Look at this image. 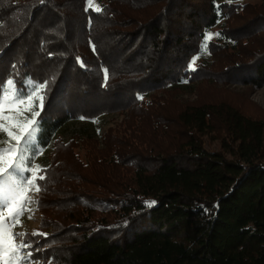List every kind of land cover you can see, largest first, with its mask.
Listing matches in <instances>:
<instances>
[{"label": "trees", "instance_id": "obj_1", "mask_svg": "<svg viewBox=\"0 0 264 264\" xmlns=\"http://www.w3.org/2000/svg\"><path fill=\"white\" fill-rule=\"evenodd\" d=\"M188 84L264 87V0H0V101L34 96L31 148H55L39 264H264V120L176 101ZM123 111L99 139L58 136Z\"/></svg>", "mask_w": 264, "mask_h": 264}, {"label": "rangeland", "instance_id": "obj_2", "mask_svg": "<svg viewBox=\"0 0 264 264\" xmlns=\"http://www.w3.org/2000/svg\"><path fill=\"white\" fill-rule=\"evenodd\" d=\"M97 0H88V3L95 7ZM216 31L211 30L208 34L207 39L211 36H215ZM198 58V57H197ZM197 60V59H196ZM184 88V91L176 94L175 100L179 102H196L202 101L206 99H226L230 102L240 106L244 112L251 115L254 118H259L264 120V87L262 88H246L243 85H227V86H213L212 89L209 90H196L195 87L189 86ZM5 96L0 101V148L4 147L6 144L12 139L8 135V131L6 128H11L13 133L18 132V128L12 125V122L4 119V117H13L15 121L18 123H24L23 118L26 117L27 114H34L31 106L27 103L30 99L32 101V97H26L23 99L25 101L24 104H19V101H15L13 97L18 96V92L12 86H8L5 89ZM39 94V92H38ZM33 104V102L31 103ZM13 105H19V107H13ZM128 118L127 111L123 112H114L110 115H104L99 117L95 121L81 120L71 118L69 122L59 131L58 136H60L64 140H69L74 134L79 133H87L89 135H93L96 138H101L104 133L109 128L116 127L117 124L124 122ZM13 140L12 146L15 145V140ZM11 144V142H10ZM204 144H206L209 149L220 148V142L215 138L214 133H207L204 135ZM55 153L54 143L49 145L46 149H36L31 148L27 153V159H30V166L25 161V166L31 167L35 169L36 179L33 181L31 185H25V191L21 198V203L25 204L24 210L17 217L15 224L11 225L10 232L16 237L14 240V244L19 246L22 243L29 245L28 247H24L19 252V258L13 257L11 254L4 255L2 251H0V264H39L37 257L33 255V249L30 245L33 244L31 237H37L40 235H44L51 232V228L49 231L42 230V212L40 210L39 203V191L38 189V176L40 175V170L43 167L48 166L51 162V158ZM7 175V174H6ZM24 178L31 179V173L27 172L23 174ZM20 178V177H17ZM3 179V178H0ZM5 198L0 195V211L5 216L7 220V207L4 206ZM19 210V205L17 207ZM10 221L5 224V228H8ZM33 233H36L33 235ZM16 234H23L22 236ZM31 254V255H29Z\"/></svg>", "mask_w": 264, "mask_h": 264}, {"label": "snow or ice", "instance_id": "obj_3", "mask_svg": "<svg viewBox=\"0 0 264 264\" xmlns=\"http://www.w3.org/2000/svg\"><path fill=\"white\" fill-rule=\"evenodd\" d=\"M219 35V34H216ZM195 61L192 63V70L194 69ZM23 99L19 100V104H24ZM31 106L32 101H27ZM13 107H19V105H13ZM40 108H43V100L41 99ZM41 116L40 111H36L33 118L24 122L18 123L13 117H4V119L12 122V125L18 128L17 133H13L11 128H6L8 135L15 140V145L8 148H0V195L5 198L4 206L7 207V220L0 211V251L4 255L11 254L13 257L19 258V252L22 248L29 245L22 243L17 246L14 244L15 236L10 232L11 225L15 224L17 217L24 210L25 204L21 203L25 185H31L36 179L35 169L25 166L27 159V153L34 141L35 129L33 125L37 123L36 118ZM28 171L31 173V179L24 178L23 173ZM7 174V175H6ZM20 177V179H17ZM40 179H43L41 177ZM39 191V189H37ZM155 202H149V206ZM19 205V210L17 207ZM9 223L8 228H5V224ZM36 233H33L35 235ZM22 236L23 234H16ZM31 255V254H29Z\"/></svg>", "mask_w": 264, "mask_h": 264}]
</instances>
